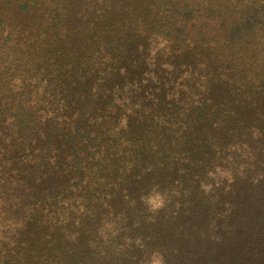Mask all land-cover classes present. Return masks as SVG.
<instances>
[{
  "label": "rangeland",
  "instance_id": "obj_1",
  "mask_svg": "<svg viewBox=\"0 0 264 264\" xmlns=\"http://www.w3.org/2000/svg\"><path fill=\"white\" fill-rule=\"evenodd\" d=\"M262 188L264 0H0V264L254 260Z\"/></svg>",
  "mask_w": 264,
  "mask_h": 264
},
{
  "label": "trees",
  "instance_id": "obj_2",
  "mask_svg": "<svg viewBox=\"0 0 264 264\" xmlns=\"http://www.w3.org/2000/svg\"><path fill=\"white\" fill-rule=\"evenodd\" d=\"M254 191L255 189H253V192ZM234 194V196L239 195L237 189L234 191ZM255 194L256 195L253 194L252 204L248 203V201L246 200V196H240L243 201L241 202L239 208L236 210L239 211L240 214L250 212L254 215H258L257 222L260 225V229L258 231L259 237L256 239L257 242L255 243V247H257L256 259L250 260L251 255L248 254L249 251L246 248L247 239H244V241L241 239L235 242V246L230 247V249H234L235 257H238L241 261L238 264H264V188H262L260 191H256ZM256 208H261V213L257 211ZM236 210L232 211V214L235 215ZM237 244H239L238 247L240 248L241 253L236 250V248H238L236 247ZM215 263L225 264V262H220V260H216Z\"/></svg>",
  "mask_w": 264,
  "mask_h": 264
},
{
  "label": "clouds",
  "instance_id": "obj_3",
  "mask_svg": "<svg viewBox=\"0 0 264 264\" xmlns=\"http://www.w3.org/2000/svg\"><path fill=\"white\" fill-rule=\"evenodd\" d=\"M153 207H159V201L153 202ZM153 264H162V259L154 260Z\"/></svg>",
  "mask_w": 264,
  "mask_h": 264
}]
</instances>
